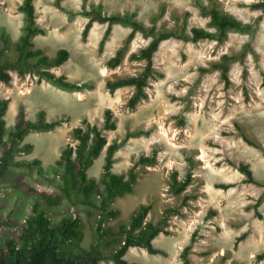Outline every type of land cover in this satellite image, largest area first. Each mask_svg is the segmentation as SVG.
Instances as JSON below:
<instances>
[{"label":"rangeland","instance_id":"obj_1","mask_svg":"<svg viewBox=\"0 0 264 264\" xmlns=\"http://www.w3.org/2000/svg\"><path fill=\"white\" fill-rule=\"evenodd\" d=\"M217 1L223 11L251 24L253 29L232 30L222 42L164 41L155 55L162 76L149 80L147 97L130 109L126 103L135 88L127 86L111 93L107 82L140 75L146 61L131 60L130 55L151 39L138 33L122 63L111 67L107 61L125 44L131 27L114 25L100 52L107 24L94 23L87 41H83L82 32L89 19L82 11L103 5L108 13H134L147 27L160 30L185 26L190 31L194 26L208 28L209 17L201 13L199 3L209 5L210 0H35L37 21L47 29L46 34L33 37L35 46L51 57L67 49L69 59L49 69L81 84L82 90H68L47 79L39 80L38 72L20 77L16 70H10L11 82L0 81V97L10 98L8 133L14 130L20 105L34 121L41 110L47 120L65 119L55 130L28 133L20 146L33 147L14 157L15 162L27 165L10 166L0 178V219L14 221L0 230V245L6 238L16 236L30 215L34 193L29 188L54 190L38 173L37 165L28 163L40 160L44 170L50 172L62 149L75 143L73 128L83 118L101 124L105 109L111 108L117 129L107 132L108 141L122 143L115 154L114 172H127L135 160L154 149L158 150V161L153 166H138L141 172L134 191L115 199L112 206L121 214L109 225L128 223L133 211L146 203L152 204L147 220L157 222L166 207L181 206L185 195L193 197L181 208V215L172 216L168 227L171 233L154 240L157 253L133 247L126 258L139 264H182V251L192 243L191 264H264V259L257 258L264 251V10L252 7L264 0ZM22 2L0 0V38L5 33L17 41L24 34L25 18L19 9ZM244 50V60L230 65L229 88L220 71L201 73V69L220 62L225 54L240 55ZM131 133L140 134L130 136ZM242 133L260 146L247 143ZM105 155L106 148L88 171L97 180L102 178ZM240 163L249 164L256 182H245L246 176L238 169ZM189 169L192 183L183 194L175 196L170 192V175L177 171L184 178ZM228 184L232 186H221ZM89 212L68 203L51 209L55 217L80 214L85 233L82 244L87 248L95 243V224ZM193 235L195 241L191 242ZM103 264L115 263L108 256Z\"/></svg>","mask_w":264,"mask_h":264},{"label":"trees","instance_id":"obj_2","mask_svg":"<svg viewBox=\"0 0 264 264\" xmlns=\"http://www.w3.org/2000/svg\"><path fill=\"white\" fill-rule=\"evenodd\" d=\"M60 3V0H58ZM201 13L209 17L208 28L194 26L187 31L186 27L176 29L156 26L147 27L136 18L134 13H108L103 5L94 6L82 13L89 19L86 23L82 39L87 41L94 23L107 24V29L100 41L99 51L103 52L107 40L110 38L112 28L116 24L131 27V32L125 40V44L117 50L108 61L111 67L119 66L126 54L129 44L140 33L144 38H150L148 45L139 52L130 55L131 60H145L143 72L138 76L121 77L115 81H108L107 88L111 93L117 89L133 86L134 93L129 98L126 106L135 109L139 102L147 97L146 88L149 80L156 76H162L155 64V55L161 44L166 40L179 39L192 42L203 40H216L222 42L227 39L232 30L251 31L253 26L238 19L233 14L223 11L217 0H210L209 5L199 3ZM255 9L264 10V1L254 3ZM24 14V34L17 41H12L9 35L3 33L0 38V81L9 83L12 80L10 70H16L20 77L31 72L39 73V80L47 79L61 88L68 90H82V85L72 82L63 74L58 75L49 68L62 66L70 56L67 49L63 48L51 57L42 48L35 46L33 37L37 34H46L47 29L38 21V13L35 0H23L19 6ZM247 50L240 55L225 54L220 62L213 63L210 68L201 69V73L218 70L221 72L225 87L229 88L231 79L229 76L230 65L236 60H244ZM264 84V74H263ZM10 106V98L0 97V178L5 176L7 170L13 165L27 163L15 162L17 152L29 151L33 146L20 143L31 131H51L61 126L63 117L47 120L45 112H39L38 120L28 118L26 108L20 105L15 119L14 130L7 132L6 114ZM117 129L115 112L106 108L101 124L83 118L80 125L72 130L75 143H68L61 152L60 157L46 172L40 160H34L28 165H37L38 173L45 177L54 190L36 191L34 193L31 213L26 217L18 234L8 237L0 245V264H103L109 256L115 264H139L126 258L128 251L133 247L145 248L155 254L158 250L154 247V240L161 234L169 235L170 220L174 215H181V208L188 205L193 197L185 195L181 206H168L164 209L161 218L157 222L148 221V215L152 210V204L139 205L132 213L128 223L109 225V222L120 216L121 210L112 204L119 196L134 191L138 182L141 169L138 166H153L158 161V150L154 149L149 155H141L125 173L114 172L115 154L121 148V142L109 143L107 132ZM140 133H131L130 136ZM243 139L250 145H260L248 135L242 133ZM106 148L105 162L102 178L97 180L89 175V169L95 160ZM192 162V157L189 158ZM240 172L246 176L245 182H256L249 164L240 163ZM193 173L189 169L184 178L174 171L170 175V192L175 196L183 194L192 183ZM229 188L232 185H221ZM256 204V208L261 202ZM64 203L72 206H82L90 210L89 214L94 221L95 243L89 248L83 246L85 238L82 229V217L80 214L67 213L59 217L51 215V209H58ZM258 215L259 212H257ZM13 220L0 219V230L3 226L13 225ZM243 236L238 237L237 242ZM195 241V235L192 241ZM192 243L184 247L181 257L182 264H191L190 252ZM258 260L264 259V251L257 256Z\"/></svg>","mask_w":264,"mask_h":264}]
</instances>
